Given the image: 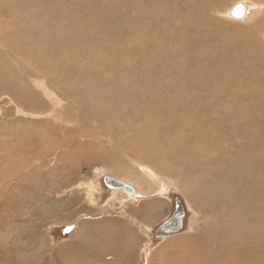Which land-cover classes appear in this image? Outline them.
<instances>
[{"label": "rangeland", "instance_id": "rangeland-1", "mask_svg": "<svg viewBox=\"0 0 264 264\" xmlns=\"http://www.w3.org/2000/svg\"><path fill=\"white\" fill-rule=\"evenodd\" d=\"M53 1L0 6V264H124L118 222L132 264L223 259L238 217L264 218V0L135 1L154 15L112 21ZM175 199L183 227L157 239Z\"/></svg>", "mask_w": 264, "mask_h": 264}, {"label": "bare ground", "instance_id": "bare-ground-1", "mask_svg": "<svg viewBox=\"0 0 264 264\" xmlns=\"http://www.w3.org/2000/svg\"><path fill=\"white\" fill-rule=\"evenodd\" d=\"M56 1H59L61 3L75 1V3L77 4V0H56ZM102 1H104V0H85V3H89V9H87V11L83 10L85 15L82 17L83 18L86 17L88 19V17L90 16V18L96 17V20L104 19V20L108 21V20H111V19H108V17L109 18L110 17H113V18L120 17V13L124 8L131 9L132 11L135 10L136 18L138 20H140L143 16L152 17L154 15L153 14L154 12L152 10H150L149 8L141 13L138 10V6L137 5L135 6V4H134L135 1H138V2H145L146 1V3H148V0H144V1L143 0H109V2H107V0H105L104 2H102ZM160 1H161V6L158 7V10H163L164 5L167 1L166 0H160ZM50 3L56 4L53 0H0V6H2V9L4 6V9L6 8L8 11L14 12V13L18 12L19 9H24L23 6L25 7V5L27 8H31L30 7L31 4H34L35 6H40V7L44 6L45 9H50L52 7L51 5H48ZM241 5H242V8L244 9V11L246 13L247 7L245 6L244 3H241ZM90 6H98L99 10L108 9L109 12H105L104 16L102 18H99L96 16V14H94V13L92 14V11L90 13V10H91ZM143 8H145V7H143ZM36 12L37 13L39 12L42 16H44L43 13H46L44 8L40 12V8H38V7H36ZM228 13L230 14V12H228ZM244 17H245V15H244ZM89 21H91V20H89ZM144 41H145V39H144ZM122 127H123V125L120 124V125H117L116 128L118 130V129H121ZM244 127H246V126H244ZM136 133H138V132H136ZM129 136H130V134H129ZM133 138H135V137H133ZM154 148H155V144L149 143V151L150 150L152 151ZM154 150H156V149H154ZM246 150H248V149H246ZM156 153H157V151H156ZM244 153L246 154L247 152H244ZM41 163H43V162H41ZM99 170L100 169H97L96 172H99ZM133 190H134V188H133ZM136 193L138 194L139 192L136 190ZM133 195H135V190H134ZM133 195H131V196H133ZM137 197H139V196H137ZM244 210H245V208H244ZM155 214H156V212H154L153 210H151L149 212V215L151 217H153V215H155ZM246 216L247 215H243L240 218L238 217L235 224L232 225L231 230H229L228 233L226 231V233L228 234V235H226L228 240L219 242L217 245L218 248L215 252H209L210 257L216 258L215 256H224V258L221 260L219 259V261L218 260L214 261V259H210V264H264V218L262 220L260 219L259 221L257 220L258 224L256 226L261 227L260 229H256L258 231L257 232L253 228H250L247 230L248 226H246V224H245L246 219L244 218ZM238 220L242 223H240ZM104 221H102V222H104ZM106 223H108V222L106 221ZM117 225H118V227L120 226L119 230L122 231L120 238L125 239L128 243L131 244V248H127V250L125 248L126 252L124 254V257H125L124 264H132L133 259L136 258V256H137L138 245L140 244L139 235L137 234L135 229L128 227L125 222H118ZM113 230H112V232H113ZM224 235H225V233H224ZM114 245H116V244L114 243ZM127 245H129V244H127ZM118 253H121V252H118Z\"/></svg>", "mask_w": 264, "mask_h": 264}, {"label": "water", "instance_id": "water-1", "mask_svg": "<svg viewBox=\"0 0 264 264\" xmlns=\"http://www.w3.org/2000/svg\"><path fill=\"white\" fill-rule=\"evenodd\" d=\"M245 15V11L241 4L235 5L231 10V16L237 20H241ZM103 185L110 190H122L125 194L131 196L134 193L133 188L109 177H103ZM185 218V208L180 199H175L174 206L170 217L162 222L154 232L157 239L166 238L172 234L181 231Z\"/></svg>", "mask_w": 264, "mask_h": 264}]
</instances>
